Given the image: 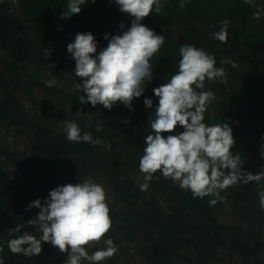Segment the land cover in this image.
<instances>
[{
	"label": "trees",
	"instance_id": "16d2710c",
	"mask_svg": "<svg viewBox=\"0 0 264 264\" xmlns=\"http://www.w3.org/2000/svg\"><path fill=\"white\" fill-rule=\"evenodd\" d=\"M255 2L264 8V0ZM68 3L0 0V128L24 141L16 147L0 140L3 264H65L67 253L49 243L42 244L40 256L26 257L12 254L8 242L24 232L37 238L42 235L27 223L39 212L38 208L26 210L29 204L39 199L43 205L57 186L89 177L101 178L109 189L106 202L112 226L103 239H112L119 250L127 245L149 264H264V211L258 197L264 180L229 187L220 193L225 199L210 206L213 197L193 198L160 172L141 190L145 181L139 172L144 140L154 134L150 124L158 98L153 89L178 71L179 48L184 43L213 55L216 67L227 73L226 84L205 81L203 91L213 92L215 99L203 122L208 126L228 123L235 141L231 151L240 154L243 171L255 175L264 168L260 139L264 136V16L254 20L256 9L244 0H190L184 9L180 0H167L159 15L153 11L141 21L165 36L160 52L150 61L153 78L146 82L142 96L133 99L131 110L120 103L108 110L80 103L78 97L85 94L73 88L80 81L72 74L75 61L67 45L77 33L90 32L99 54L108 44L104 35L122 34L132 18L121 13L114 0H85L79 14L61 19ZM225 19L230 21L227 42L221 43L213 34ZM45 49L51 50L48 59ZM221 59L236 66L221 65ZM53 80L48 87L46 82ZM145 99L152 100V109L144 106ZM71 121L79 125L81 135L91 133L93 139L99 137L111 147L68 141L65 128ZM182 131L178 126L175 132L162 135ZM13 166L26 175L13 179L9 170ZM226 203L242 210L232 226L221 220ZM16 225L21 231L10 233ZM103 247L102 240L87 251L92 254ZM100 264L118 262L111 257Z\"/></svg>",
	"mask_w": 264,
	"mask_h": 264
},
{
	"label": "clouds",
	"instance_id": "9594fccd",
	"mask_svg": "<svg viewBox=\"0 0 264 264\" xmlns=\"http://www.w3.org/2000/svg\"><path fill=\"white\" fill-rule=\"evenodd\" d=\"M166 2L114 0L119 11L132 18L128 30L111 38L105 34L108 44L99 54H96V38L90 32L77 33L74 42L67 45V52L75 61L72 74L80 81L75 82L73 88L85 94L78 97L82 105L90 104L95 108L99 104L111 110L120 103L131 110L133 99L142 96L146 82L153 78L150 61L160 52L165 41L163 34H156L141 21L153 11L159 15ZM189 2L180 0V8L184 9ZM12 3L15 4L16 0ZM84 3L85 0H69L67 11H63L60 18L69 19L79 14ZM244 3L256 9L252 15L254 20L259 21L264 16V8L258 6L255 0H244ZM11 11L9 9V14ZM229 23L227 19L221 21L220 30L213 34V38L226 43ZM119 27L123 30L124 24ZM45 50L48 59L51 50ZM179 55L178 71L167 83L153 89L158 103L154 108L155 118L150 124L154 134L146 136V146L139 160V172L145 181L141 190H146L154 174L160 172L163 178L170 179L181 190L190 191L193 198L213 197L209 201L213 206L225 199L220 193L229 187L264 180V168L255 175L243 171V159L239 153L231 151L235 141L228 123L208 126L203 122L207 107L215 99L213 92L203 91L205 81L226 84L225 69L216 67L213 55L188 43L180 46ZM220 64L236 66L234 61L226 59H221ZM48 66L50 69L54 67L52 64ZM54 82L46 83L51 87ZM143 103L146 108H153L151 99H145ZM178 126L183 129L182 132L167 135L166 138L162 135L175 132ZM65 130L70 142L111 147L99 137L93 139L91 133L81 135L75 121L68 122ZM260 139L264 142V136ZM261 149L264 158V143ZM258 197L261 211H264V191H260ZM106 200L103 186L88 180L57 186L48 193L43 205L37 199L26 209H39L38 214L27 223L36 226L42 235L37 238L24 232L8 242L10 252L38 257L42 244L49 243L61 253H67L65 264H82V261L100 264L113 257L118 248L112 239H103L112 226ZM20 231L19 225L9 230L10 233ZM102 240L105 247L89 254L87 249ZM0 264H3L2 258Z\"/></svg>",
	"mask_w": 264,
	"mask_h": 264
},
{
	"label": "rangeland",
	"instance_id": "374dc122",
	"mask_svg": "<svg viewBox=\"0 0 264 264\" xmlns=\"http://www.w3.org/2000/svg\"><path fill=\"white\" fill-rule=\"evenodd\" d=\"M24 104L26 106H29L28 101L23 100ZM0 140L7 142L9 145L16 146V147H22L23 146V139L15 137L13 132L5 133L3 129L0 128ZM11 172V177L13 179H18L20 177H24L26 174L23 172V170L19 166H13L9 168ZM85 180L91 181L93 183H97L103 186L105 192H106V198L109 200V189L105 182L102 181L101 178H86ZM85 180H82L84 182ZM80 181H72V184L75 185L79 183ZM106 200V201H107ZM241 208L239 205L233 204V203H226L223 209V216L221 217V220L226 222V224L231 225L236 222L234 219H238L241 215ZM118 248V247H117ZM121 250L118 249V251L114 254L113 259L118 262V264H149L145 260H142L139 258L134 249L124 245L123 247H120ZM222 261H224L223 257L221 258Z\"/></svg>",
	"mask_w": 264,
	"mask_h": 264
}]
</instances>
